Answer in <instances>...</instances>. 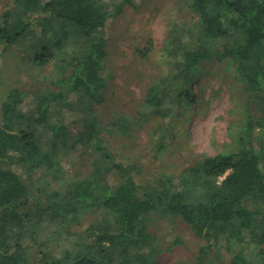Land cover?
Returning a JSON list of instances; mask_svg holds the SVG:
<instances>
[{"label":"trees","instance_id":"trees-1","mask_svg":"<svg viewBox=\"0 0 264 264\" xmlns=\"http://www.w3.org/2000/svg\"><path fill=\"white\" fill-rule=\"evenodd\" d=\"M184 2L197 24L189 28V43H182L170 61L166 80L148 86L137 116H119L106 125L95 111L75 110L74 101L103 100L108 23L134 0H13L0 14L1 54L7 49L29 54L37 47L33 63H52L53 73L63 76L52 80L54 88L29 113L20 88L11 89L2 102L0 264H158L180 240L167 248L152 231L157 213L180 217L204 241L198 252H190L191 264L222 263L210 257L222 248L230 254L228 264H256L248 239L259 240L264 253V138L256 134L264 129V0ZM69 40L72 51L64 48ZM224 61L241 84L245 108L236 122L234 146L196 159L179 174L165 173L158 183L141 178L137 165L115 152L109 138L129 134L145 113L179 115L181 106L191 105L204 65ZM75 123L81 128L73 133ZM38 129L46 132L44 144ZM154 137L161 157L166 138ZM77 148L87 155L88 169L65 178L64 157ZM23 171L32 176L31 185L22 179ZM41 200L55 220L46 236L41 218L33 219L38 212L32 213ZM99 208L108 211V219L91 222L84 232L71 230ZM26 239L39 250L33 252Z\"/></svg>","mask_w":264,"mask_h":264},{"label":"rangeland","instance_id":"rangeland-1","mask_svg":"<svg viewBox=\"0 0 264 264\" xmlns=\"http://www.w3.org/2000/svg\"><path fill=\"white\" fill-rule=\"evenodd\" d=\"M107 1L112 3L119 0ZM134 2L135 5H126L108 23L109 72L103 100L98 102L79 97L74 101L75 110L95 111L103 125L114 122L119 116L133 117L140 113V103L148 86L156 80L164 83L171 70L170 61L177 58L182 43H189L193 34L189 28L197 24L184 0ZM12 5L13 0H0V14ZM64 48L72 51L74 44L71 40L65 41ZM36 49L29 54L14 49L0 53V119L2 102L11 89L20 88L26 92L23 102L29 113L39 97L54 88L52 80L63 77L53 73L52 63L46 66L33 63ZM141 51L146 54L142 55ZM241 95V84L229 62L207 63L197 83L193 84L190 106H181V113L177 116L163 117L157 113H145L142 121L129 134H114L109 138L110 145L120 156L137 165L141 178L158 183V179L165 173L179 174L196 159L230 150L234 146L236 122L245 115ZM71 128L76 133L81 124H71ZM153 130L157 132L154 134ZM38 131L43 134L41 141L44 144L46 132ZM161 134L166 138L167 149L159 157L152 140L154 135L159 138ZM256 134L264 138V129L257 128ZM103 135L108 138L109 133L104 131ZM63 162L65 178L79 177L88 169V158L81 148L70 151ZM21 177L26 184L31 185L32 176L28 172L23 171ZM36 177L40 179L41 175ZM47 206L48 203L41 200L32 210L33 214H39L33 219L41 218L39 221L45 227L41 231L43 236L51 233L55 225ZM157 215L151 229L165 242V246L168 248L171 242L180 240L173 248L164 251L158 264H191L190 252H198L204 241L197 238L180 217L168 213ZM108 218V211L99 208L86 218L83 225L72 226L71 230L84 232L91 222L101 224ZM85 236L89 241L92 240L88 232H85ZM23 243L30 245L33 252L39 250L30 239L23 240ZM258 243L261 242L248 239L246 247L256 264H264V253H260ZM50 245L52 247L54 244ZM261 245L264 247V242ZM210 257H220V264H228L230 254L222 248L218 253H210Z\"/></svg>","mask_w":264,"mask_h":264}]
</instances>
